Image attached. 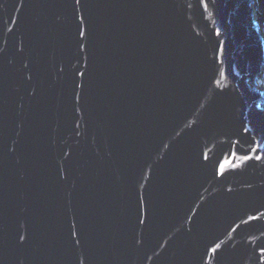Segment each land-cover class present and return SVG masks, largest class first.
Segmentation results:
<instances>
[{
	"label": "water",
	"instance_id": "obj_1",
	"mask_svg": "<svg viewBox=\"0 0 264 264\" xmlns=\"http://www.w3.org/2000/svg\"><path fill=\"white\" fill-rule=\"evenodd\" d=\"M254 0H0V264H264Z\"/></svg>",
	"mask_w": 264,
	"mask_h": 264
},
{
	"label": "rangeland",
	"instance_id": "obj_2",
	"mask_svg": "<svg viewBox=\"0 0 264 264\" xmlns=\"http://www.w3.org/2000/svg\"><path fill=\"white\" fill-rule=\"evenodd\" d=\"M252 5H254L256 12H257L256 14H258V15H256L257 16V22L261 24V28L259 27V30H260V33L262 35V33L264 32V13L262 12L261 6H259L258 0H254L252 2ZM263 67H262V71L257 76V80L260 83L259 84L260 88H262V86H263V85H261L262 82L264 83V69H263Z\"/></svg>",
	"mask_w": 264,
	"mask_h": 264
},
{
	"label": "bare ground",
	"instance_id": "obj_3",
	"mask_svg": "<svg viewBox=\"0 0 264 264\" xmlns=\"http://www.w3.org/2000/svg\"><path fill=\"white\" fill-rule=\"evenodd\" d=\"M256 15H258V14H256ZM258 23V22H257ZM258 25H259V27L261 28V24L260 23H258ZM264 33V32H263ZM262 33V38H263V41H264V34ZM263 69H264V67H263ZM261 85H263L264 86V83L262 82V84ZM262 86V89H261V91H263V93H264V87Z\"/></svg>",
	"mask_w": 264,
	"mask_h": 264
},
{
	"label": "trees",
	"instance_id": "obj_4",
	"mask_svg": "<svg viewBox=\"0 0 264 264\" xmlns=\"http://www.w3.org/2000/svg\"><path fill=\"white\" fill-rule=\"evenodd\" d=\"M259 6H261L262 12L264 13V0H258Z\"/></svg>",
	"mask_w": 264,
	"mask_h": 264
},
{
	"label": "clouds",
	"instance_id": "obj_5",
	"mask_svg": "<svg viewBox=\"0 0 264 264\" xmlns=\"http://www.w3.org/2000/svg\"><path fill=\"white\" fill-rule=\"evenodd\" d=\"M258 24V23H257ZM260 89H262V88H260Z\"/></svg>",
	"mask_w": 264,
	"mask_h": 264
}]
</instances>
